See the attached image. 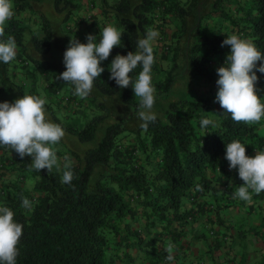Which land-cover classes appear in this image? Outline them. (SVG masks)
Segmentation results:
<instances>
[{"label": "trees", "instance_id": "trees-1", "mask_svg": "<svg viewBox=\"0 0 264 264\" xmlns=\"http://www.w3.org/2000/svg\"><path fill=\"white\" fill-rule=\"evenodd\" d=\"M44 1L13 0L15 15L6 23L5 38L15 37L17 56L0 62V93L13 84L22 94L48 97L47 110L54 101L60 113L49 118L89 147L77 150L63 138L56 145L61 168L51 172H37L30 168L31 157L21 159L0 147V207L11 208L23 225L17 264H115L117 259L134 264L139 253L156 255L154 264L167 252L153 248V219L188 215L192 209H182L186 198L190 203L214 191L216 183L228 185L235 173L236 182L242 181L225 159L226 144L239 140L253 157L264 151V134L256 125L234 122L215 102L217 69L231 51L221 47L227 36L250 38L264 54V0H53L60 22L81 43L88 42V34L99 42L109 24L123 32L122 46L101 62L105 71L83 99L74 95V86L63 95L59 90L57 77L66 67L52 55L57 20L47 16ZM148 29L159 33L153 45L155 101L187 68L198 91L171 102L144 130L130 109L140 110V98L131 86L118 94L109 66L117 54L134 52ZM71 39L60 41L65 51ZM261 64L264 60L257 69ZM141 70H134L133 79ZM255 71L264 99V73ZM203 118L218 127L202 128ZM65 155L73 162L71 184L61 182ZM196 184L204 190L196 191ZM24 197L33 202L31 211L21 207ZM254 197L264 200V192ZM205 204L197 203L199 212L206 211Z\"/></svg>", "mask_w": 264, "mask_h": 264}, {"label": "clouds", "instance_id": "clouds-1", "mask_svg": "<svg viewBox=\"0 0 264 264\" xmlns=\"http://www.w3.org/2000/svg\"><path fill=\"white\" fill-rule=\"evenodd\" d=\"M15 15L13 0H0V62L8 64L17 56V43L14 36H6V23ZM122 31L109 24L97 36L87 35V43L77 38L70 40L64 54L66 70L57 79L74 86V95L87 98L93 90L94 82L105 71L101 62L107 60L113 49L122 46ZM159 33L148 29L146 37L139 39L134 52L127 55L117 54L112 60L109 79L114 80L120 88L131 86L135 97L140 98V126L147 130L150 123H155L157 116L153 111L156 89L152 83V67L155 63L154 42ZM230 46L224 66L217 69L218 102L224 113L231 119L247 125H255L264 119V99L258 94L256 71L264 73V64L257 69V62L264 60V54L250 38H241L237 34L227 36L221 47ZM142 70L133 79V72ZM47 100L41 95L24 94L13 103H0V147L10 148L21 159L31 157L30 168L40 172L47 169L51 172L55 167L61 168L56 145L66 136L64 128L53 122L47 113ZM201 127L209 125L218 127L210 118L201 120ZM225 159L230 169L238 168L239 178L244 182L231 194L233 199L252 203L253 194L264 192V151L257 150L256 155L246 154V145L239 140L226 144ZM63 174L61 182L71 184L74 179L71 157H63ZM196 191H203V186L196 184ZM21 207L32 210L33 202L22 198ZM14 211L0 207V264H17L19 243L23 236V225L14 219ZM165 251L169 264L174 261L173 245L167 244Z\"/></svg>", "mask_w": 264, "mask_h": 264}, {"label": "crops", "instance_id": "crops-1", "mask_svg": "<svg viewBox=\"0 0 264 264\" xmlns=\"http://www.w3.org/2000/svg\"><path fill=\"white\" fill-rule=\"evenodd\" d=\"M23 15L27 16L28 13ZM255 125L259 133H264V119ZM236 175L235 173L230 178L228 185L216 183L214 191L206 193L205 196L201 195L203 197L201 202L206 203L203 207L206 211L199 212L200 206H196L197 202L194 204L184 202L182 209L186 211L192 209L188 215L178 217L172 213L167 220L153 219L155 222L149 237L157 238V242L153 243L155 251L160 250L159 252L163 254L166 245L171 243L174 255L172 264H247L245 263L247 261L243 262V255L253 249L255 256L260 260L259 264H262L264 200H257L254 194L251 204L233 199L231 194L244 183L236 182L238 181ZM223 189L228 191V195L223 194ZM245 236L249 239L241 245L243 247L241 252L237 248L240 245L237 244H242L241 239ZM138 252L136 248L132 250L133 254ZM167 255H162L164 259L161 258L154 264H169ZM136 256L134 264H153L151 261L156 255L150 254L146 257L145 254L139 253ZM114 263L121 262L117 259Z\"/></svg>", "mask_w": 264, "mask_h": 264}, {"label": "rangeland", "instance_id": "rangeland-1", "mask_svg": "<svg viewBox=\"0 0 264 264\" xmlns=\"http://www.w3.org/2000/svg\"><path fill=\"white\" fill-rule=\"evenodd\" d=\"M44 2H45V10H46L45 13L47 14V16L52 20V22L54 20H57V22L54 24L52 55H53V57L58 59L60 62L64 63L65 50L61 47L60 41L63 39L64 36H68V38L71 39L72 34L69 31H67L65 29L64 25L60 22L62 14L54 8L53 0H45ZM244 3H246L245 0H244ZM37 16H39V15H37ZM53 16H55V17L53 18ZM164 67H167L166 62H165ZM187 70H188V68L186 70H184V69L181 70L178 73V77L176 78L174 86L168 92L163 93L161 96H159L158 100L155 101L153 111L156 113V116L163 115V113L165 112V110L167 109V107L169 106V104L171 102L178 101V100L183 99V98H190L195 93V91H198L197 90L198 84L192 82V80H191L192 75ZM28 88H29V86L27 85L25 87V91H27ZM67 88H69L67 83L61 80V85L59 86V90L62 92V95L64 94V91L67 90ZM124 89L125 88H120V91L118 94L122 95ZM41 94L45 96L44 93L41 92ZM23 95L24 94H22L20 91H18L13 84H9V86L6 87L3 92L0 93V100H2L3 102L13 103V102H15L16 99L23 97ZM45 98H46V100H48V97H45ZM130 109H131L132 113H136L134 118L141 122V120L138 117V112L140 110L138 112L137 111L135 112V109L133 107H130ZM47 113H48L49 117L51 116L52 113H55L56 115L60 114L59 109H58V105L56 102H54V101L51 102V106L48 107ZM104 126L105 125L103 124L102 125V132H103ZM102 132L98 134V138L101 137ZM262 134H264V133L262 132ZM64 139L66 141H68L69 143L73 144V146L75 148H77V150H83V149L86 150L89 147L86 145V143L80 141L79 138H77L76 136H74L73 134H70L68 132H66V136L64 137ZM223 194L228 195V191L226 189L225 190L223 189ZM189 200H190V203H191V201L200 203L203 200V197H201V196H198L196 198L193 197ZM184 202L189 203L188 198H186L184 200ZM236 215H237V213H236ZM236 215H235V217H236ZM189 222H191V220H189ZM248 239L249 238L245 236V237H243V239H241L242 244H237V245H240L237 247L239 251L242 252L243 247L241 245H244L245 241ZM243 257H244L243 262L247 261V262H245L247 264H259L260 263V260H258L257 259L258 257L255 256V251H253V249L248 250V253H245L243 255ZM261 257H262V259H264V255H262ZM262 264H264V260H263Z\"/></svg>", "mask_w": 264, "mask_h": 264}]
</instances>
